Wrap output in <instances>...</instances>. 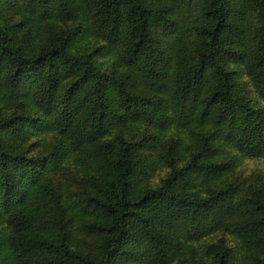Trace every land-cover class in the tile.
<instances>
[{
	"label": "trees",
	"instance_id": "16d2710c",
	"mask_svg": "<svg viewBox=\"0 0 264 264\" xmlns=\"http://www.w3.org/2000/svg\"><path fill=\"white\" fill-rule=\"evenodd\" d=\"M261 158L264 0H0V264H264Z\"/></svg>",
	"mask_w": 264,
	"mask_h": 264
},
{
	"label": "rangeland",
	"instance_id": "374dc122",
	"mask_svg": "<svg viewBox=\"0 0 264 264\" xmlns=\"http://www.w3.org/2000/svg\"><path fill=\"white\" fill-rule=\"evenodd\" d=\"M251 94L256 99V95L253 92ZM144 133L151 134L152 131L145 130ZM34 149L35 150L32 151L36 153V148ZM238 170L240 171L241 175L246 178H249V176L257 177L259 174L264 175V158L254 159V160H250V159L244 160L242 166L239 167ZM163 174L164 171L156 173L154 180H159Z\"/></svg>",
	"mask_w": 264,
	"mask_h": 264
}]
</instances>
